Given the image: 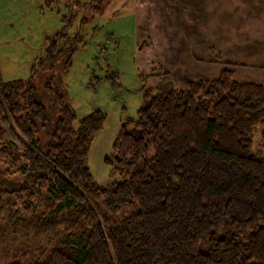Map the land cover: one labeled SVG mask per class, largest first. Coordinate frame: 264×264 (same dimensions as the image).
Instances as JSON below:
<instances>
[{
	"label": "trees",
	"instance_id": "16d2710c",
	"mask_svg": "<svg viewBox=\"0 0 264 264\" xmlns=\"http://www.w3.org/2000/svg\"><path fill=\"white\" fill-rule=\"evenodd\" d=\"M102 2L63 0L69 13L38 68L25 79L0 74V195L39 219L73 207L70 226L81 232L26 264H264V152L252 149L264 86L231 68L179 88L141 86L136 118L120 122L104 160L122 180L95 183L88 152L106 114L94 109L74 128L63 76L80 47L67 27L80 9L83 24L94 19ZM116 77L105 79L118 86Z\"/></svg>",
	"mask_w": 264,
	"mask_h": 264
},
{
	"label": "rangeland",
	"instance_id": "374dc122",
	"mask_svg": "<svg viewBox=\"0 0 264 264\" xmlns=\"http://www.w3.org/2000/svg\"><path fill=\"white\" fill-rule=\"evenodd\" d=\"M102 6L103 11L84 24L85 12L78 10L67 27L80 38V47L63 76L67 103L76 114L74 128L94 109L106 114L87 159L99 186L122 180L109 176L104 160L120 122L136 118L141 86L179 88L189 80L215 78L223 68L233 69L237 81L264 86V0H103ZM68 9L63 0H0L3 80L25 79L31 67L38 68L46 38L60 31ZM58 63L57 68L63 57ZM111 71L118 76V86L105 79ZM42 74L36 75L40 85ZM262 127L254 131L252 149L264 152ZM132 208L118 211L117 218ZM72 209L56 207L39 219L14 196L0 195V264H26L60 240L78 241L80 230L70 226Z\"/></svg>",
	"mask_w": 264,
	"mask_h": 264
},
{
	"label": "crops",
	"instance_id": "0c3cea01",
	"mask_svg": "<svg viewBox=\"0 0 264 264\" xmlns=\"http://www.w3.org/2000/svg\"><path fill=\"white\" fill-rule=\"evenodd\" d=\"M190 1H191V0H190ZM144 38H147V37L144 36ZM144 38L142 37V39H144ZM144 43H145V42H144ZM160 63H161V62H160ZM161 64H162V66H163V70L166 69L165 66H164V64H163V63H161Z\"/></svg>",
	"mask_w": 264,
	"mask_h": 264
}]
</instances>
